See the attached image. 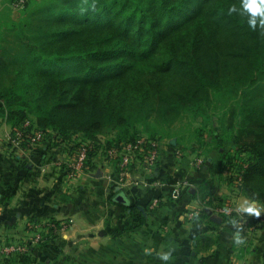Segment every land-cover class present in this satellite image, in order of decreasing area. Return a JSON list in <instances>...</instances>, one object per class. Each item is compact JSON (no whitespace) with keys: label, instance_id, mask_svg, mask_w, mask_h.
Returning <instances> with one entry per match:
<instances>
[{"label":"trees","instance_id":"16d2710c","mask_svg":"<svg viewBox=\"0 0 264 264\" xmlns=\"http://www.w3.org/2000/svg\"><path fill=\"white\" fill-rule=\"evenodd\" d=\"M238 4L24 0L14 9L21 18L9 28L21 51L0 57V116L13 135L23 133L25 149L38 131L64 147L69 162L88 144L87 171L97 156H110L111 149L119 154L124 143L159 140L182 118L205 117L217 98L225 108L223 138L247 156L238 188L264 205V36L227 15ZM106 130L111 138L103 140ZM244 217L250 224L264 220ZM61 228L59 221L44 224L41 245ZM33 250L1 263L29 264Z\"/></svg>","mask_w":264,"mask_h":264},{"label":"crops","instance_id":"0c3cea01","mask_svg":"<svg viewBox=\"0 0 264 264\" xmlns=\"http://www.w3.org/2000/svg\"><path fill=\"white\" fill-rule=\"evenodd\" d=\"M12 131L0 116V245L29 239L31 223L54 220L63 227L53 241L34 247L29 264H161L157 257L169 247L172 264H264V220L250 224L218 212L248 197L229 186L213 154L199 165L176 141L159 139L155 166L140 155L121 179L116 153L69 175L55 164L69 159L64 147L43 139L14 151ZM183 179L191 187L172 200ZM119 193L128 205L114 200ZM254 203L264 218V205Z\"/></svg>","mask_w":264,"mask_h":264},{"label":"rangeland","instance_id":"374dc122","mask_svg":"<svg viewBox=\"0 0 264 264\" xmlns=\"http://www.w3.org/2000/svg\"><path fill=\"white\" fill-rule=\"evenodd\" d=\"M12 9L9 7V2L0 3V57L5 59L13 58L21 51L20 43L9 30L13 21L17 22L21 18L20 11ZM3 75L1 78L4 81L5 76L3 77ZM254 100L258 102L260 97H256ZM208 109L209 114L205 117L193 118L189 115L182 118L160 138L174 140L176 143L180 142V149L184 152L187 151L192 157L196 156L195 160H198L199 165L205 164L208 156L213 154L215 159L220 162L217 167L218 172H227L228 177L225 181H231L230 187H239L241 180L239 170L248 165L247 156L238 154L234 142L223 138L225 123L221 122V117L225 108L220 102H217V98ZM29 116L35 119L33 114ZM200 128L203 129V136L198 133ZM99 135L103 140L111 138V132L108 130ZM126 144L128 143H124L122 146Z\"/></svg>","mask_w":264,"mask_h":264},{"label":"built area","instance_id":"2783aa9c","mask_svg":"<svg viewBox=\"0 0 264 264\" xmlns=\"http://www.w3.org/2000/svg\"><path fill=\"white\" fill-rule=\"evenodd\" d=\"M24 4V0H17L13 7L14 9H19ZM23 133L21 131H16L15 134L11 136L13 144L15 147L21 148V141H22ZM44 139V134L41 131L34 133V135L30 138V145H35L38 142H41ZM90 146L84 145L77 153L75 159L71 162L64 160V161H57L55 164L60 166L63 169V165H66L65 172L69 175H75L80 172L85 171V165L88 158V151ZM118 151L110 150L108 154L113 156ZM120 163H119V170L118 176L119 178L127 177L130 174L129 167L135 161V159L140 156L144 155L151 166H155L158 162L159 157V147L158 143L154 140H148L146 138H140L135 142H130L124 146H122V150L119 152ZM200 162V161H199ZM191 187V182L189 179H183L178 181L173 188L171 193V199L176 200L182 196V194ZM153 205H157V201H154ZM218 212L226 215V216H237L241 220L244 219V213L238 211V208L233 207L231 204H226L218 209ZM50 226H55L51 224ZM29 230L31 237L29 240L20 242V241H13L10 243H5L0 245V259L11 258L20 254L25 253L30 246L36 247L41 245L45 241V235L43 234L42 230L43 225L39 223H31L29 225ZM63 228V227H62Z\"/></svg>","mask_w":264,"mask_h":264},{"label":"clouds","instance_id":"9594fccd","mask_svg":"<svg viewBox=\"0 0 264 264\" xmlns=\"http://www.w3.org/2000/svg\"><path fill=\"white\" fill-rule=\"evenodd\" d=\"M227 15H237L242 18L247 27L253 31H259L264 35V0H239V4L230 5L227 8ZM238 211L248 215H261V209L257 207L251 198L245 199L238 207ZM235 223V221H233ZM237 243H241V239L237 237ZM174 248L169 247L166 251L160 253L157 259L161 264H172Z\"/></svg>","mask_w":264,"mask_h":264},{"label":"water","instance_id":"95a60500","mask_svg":"<svg viewBox=\"0 0 264 264\" xmlns=\"http://www.w3.org/2000/svg\"><path fill=\"white\" fill-rule=\"evenodd\" d=\"M116 202L120 203V204H124V205H128L129 204V201L128 199L126 198V196L122 193H119L115 199H114Z\"/></svg>","mask_w":264,"mask_h":264}]
</instances>
